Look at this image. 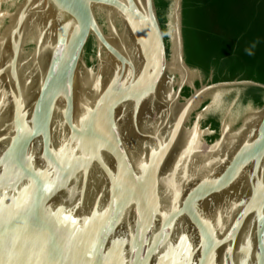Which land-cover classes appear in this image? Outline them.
Instances as JSON below:
<instances>
[{
  "label": "water",
  "instance_id": "water-1",
  "mask_svg": "<svg viewBox=\"0 0 264 264\" xmlns=\"http://www.w3.org/2000/svg\"><path fill=\"white\" fill-rule=\"evenodd\" d=\"M169 1L0 3V264H264V95L221 111L264 83L188 64Z\"/></svg>",
  "mask_w": 264,
  "mask_h": 264
},
{
  "label": "trees",
  "instance_id": "trees-1",
  "mask_svg": "<svg viewBox=\"0 0 264 264\" xmlns=\"http://www.w3.org/2000/svg\"><path fill=\"white\" fill-rule=\"evenodd\" d=\"M169 3L156 0L165 34ZM183 24L186 60L206 78L212 71L213 82L239 79L264 83V0H183ZM92 49L90 41L88 54ZM189 93L187 88L183 92L185 96ZM263 95V89L247 87L243 102L260 106ZM208 124L218 129L215 118Z\"/></svg>",
  "mask_w": 264,
  "mask_h": 264
},
{
  "label": "flooded vegetation",
  "instance_id": "flooded-vegetation-1",
  "mask_svg": "<svg viewBox=\"0 0 264 264\" xmlns=\"http://www.w3.org/2000/svg\"><path fill=\"white\" fill-rule=\"evenodd\" d=\"M245 90L246 89H244V88H237V89H233V90L227 92L222 99L221 111L223 110L224 107L230 105L233 102L234 103V107H233L234 113L235 114H242L248 105L254 104L252 101H249L247 103L243 102ZM212 115L213 116L210 117L211 116L210 115L208 120L206 121L207 124H208V121L210 118H215L218 122L221 120L222 113L220 111L219 112L217 111Z\"/></svg>",
  "mask_w": 264,
  "mask_h": 264
},
{
  "label": "bare ground",
  "instance_id": "bare-ground-1",
  "mask_svg": "<svg viewBox=\"0 0 264 264\" xmlns=\"http://www.w3.org/2000/svg\"><path fill=\"white\" fill-rule=\"evenodd\" d=\"M2 1H4V0H0V3H1ZM15 14H16V13H14V14L11 16V20L13 19V17L15 16ZM3 17H4V16H3V14H2L1 11H0V20H2ZM4 33H5V32H4ZM4 33H3V35L0 37V45H1V41H2V38H3V36H4ZM171 69H173V70H177V71H180L181 74H182L183 76L188 77V74H187V73L181 71L180 66L178 65L177 60H174V61L172 62V64H171Z\"/></svg>",
  "mask_w": 264,
  "mask_h": 264
}]
</instances>
